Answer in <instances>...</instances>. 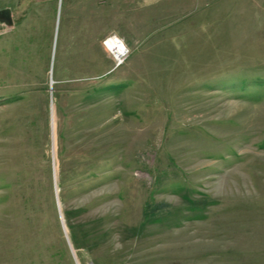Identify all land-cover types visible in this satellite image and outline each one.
<instances>
[{"label": "rangeland", "instance_id": "374dc122", "mask_svg": "<svg viewBox=\"0 0 264 264\" xmlns=\"http://www.w3.org/2000/svg\"><path fill=\"white\" fill-rule=\"evenodd\" d=\"M4 7L0 264H264V0Z\"/></svg>", "mask_w": 264, "mask_h": 264}, {"label": "built area", "instance_id": "2783aa9c", "mask_svg": "<svg viewBox=\"0 0 264 264\" xmlns=\"http://www.w3.org/2000/svg\"><path fill=\"white\" fill-rule=\"evenodd\" d=\"M111 36L113 37L114 35L109 34L108 36H106L103 40H102V45L105 49V51L109 54L110 58H112L113 63H114V68H117L118 66H120L125 59L127 58V56L129 55L130 49L128 47H124L125 51L122 54V58H118L113 52V48L114 46L116 47L117 44H120V42H115L112 47H111Z\"/></svg>", "mask_w": 264, "mask_h": 264}, {"label": "bare ground", "instance_id": "6f19581e", "mask_svg": "<svg viewBox=\"0 0 264 264\" xmlns=\"http://www.w3.org/2000/svg\"><path fill=\"white\" fill-rule=\"evenodd\" d=\"M114 36L112 37L111 36V47H112V45L115 43V42H120V44H117V46L115 47L114 46V48H113V50H114V54L118 57V58H120L121 56H122V54L124 53V51H125V49H124V47L126 46V47H128L127 46V44L125 43V41L121 38V37H119V36H117V35H115V34H113ZM125 45V46H124ZM129 48V47H128ZM122 58V57H121Z\"/></svg>", "mask_w": 264, "mask_h": 264}, {"label": "water", "instance_id": "95a60500", "mask_svg": "<svg viewBox=\"0 0 264 264\" xmlns=\"http://www.w3.org/2000/svg\"><path fill=\"white\" fill-rule=\"evenodd\" d=\"M0 24H3L4 26L13 25L12 13L9 7H4L0 9Z\"/></svg>", "mask_w": 264, "mask_h": 264}, {"label": "crops", "instance_id": "0c3cea01", "mask_svg": "<svg viewBox=\"0 0 264 264\" xmlns=\"http://www.w3.org/2000/svg\"><path fill=\"white\" fill-rule=\"evenodd\" d=\"M1 9V8H0ZM11 9V13H12V18H13V24H14V22H15V13H14V11H13V9L12 8H10ZM56 25H57V23H56ZM4 27H6L7 28V30L8 31H11V30H9V29H11V27L12 26H4V25H2V24H0V47H1V43H2V41H4L3 39H4V37H6V34L4 35V34H2V29L4 28ZM56 27V29H57V26H55ZM3 33H6V31H3ZM99 43V39L97 38V44ZM9 45H11V43H9ZM9 48V50H12L13 51V48H11L10 46L8 47ZM11 48V49H10ZM11 51V52H12ZM2 52H4V49H1L0 48V55L2 54ZM50 84H51V82H50Z\"/></svg>", "mask_w": 264, "mask_h": 264}, {"label": "flooded vegetation", "instance_id": "af4514ba", "mask_svg": "<svg viewBox=\"0 0 264 264\" xmlns=\"http://www.w3.org/2000/svg\"><path fill=\"white\" fill-rule=\"evenodd\" d=\"M3 25V24H2Z\"/></svg>", "mask_w": 264, "mask_h": 264}]
</instances>
